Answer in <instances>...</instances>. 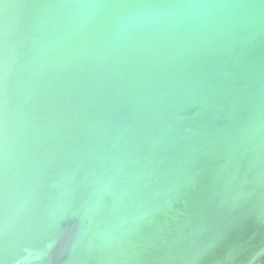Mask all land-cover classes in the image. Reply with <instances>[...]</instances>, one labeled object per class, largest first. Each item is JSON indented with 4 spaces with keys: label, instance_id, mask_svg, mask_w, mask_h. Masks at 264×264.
I'll return each instance as SVG.
<instances>
[{
    "label": "water",
    "instance_id": "95a60500",
    "mask_svg": "<svg viewBox=\"0 0 264 264\" xmlns=\"http://www.w3.org/2000/svg\"><path fill=\"white\" fill-rule=\"evenodd\" d=\"M0 264H264V0H0Z\"/></svg>",
    "mask_w": 264,
    "mask_h": 264
}]
</instances>
